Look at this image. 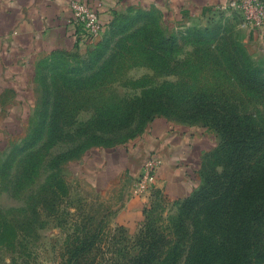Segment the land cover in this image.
<instances>
[{
  "label": "rangeland",
  "instance_id": "rangeland-1",
  "mask_svg": "<svg viewBox=\"0 0 264 264\" xmlns=\"http://www.w3.org/2000/svg\"><path fill=\"white\" fill-rule=\"evenodd\" d=\"M238 14L175 25L125 8L101 37L39 61L37 101L17 105L21 117L0 113V264H172L189 248L181 224H201L212 244L215 214L234 209L223 195L247 170L264 209V44ZM211 108L241 144L206 125ZM157 118L199 138L185 176L210 196L181 216L189 194L158 184L163 163L139 185L134 143ZM253 234L252 262L264 264V215Z\"/></svg>",
  "mask_w": 264,
  "mask_h": 264
},
{
  "label": "crops",
  "instance_id": "crops-1",
  "mask_svg": "<svg viewBox=\"0 0 264 264\" xmlns=\"http://www.w3.org/2000/svg\"><path fill=\"white\" fill-rule=\"evenodd\" d=\"M72 1L0 0V113L11 115L12 118L25 114L27 111L23 105L19 110L16 106L31 103L32 99L34 103L37 101L35 70L39 61L59 51L77 50L75 28L70 22ZM78 1L95 7L104 25L120 10L142 6L160 11L170 24L175 25L206 24L209 18L220 14H238L230 7L231 0ZM238 15L241 19L239 26L247 29L245 32L251 33L253 39L264 44V34L245 25L241 15ZM31 112L33 109L28 117ZM198 139L191 129L176 126L165 118H157L143 137L134 143L132 154H140L144 158L143 164L150 156L161 157L163 165L158 184L166 183L167 192L183 197L191 193L185 171L196 149L195 145L199 143Z\"/></svg>",
  "mask_w": 264,
  "mask_h": 264
},
{
  "label": "trees",
  "instance_id": "trees-1",
  "mask_svg": "<svg viewBox=\"0 0 264 264\" xmlns=\"http://www.w3.org/2000/svg\"><path fill=\"white\" fill-rule=\"evenodd\" d=\"M116 16L117 14L109 23L105 24L101 36L114 22ZM209 111L211 116L215 119V122H209L206 125H211L222 133V143L225 140V143L230 144V146H238L241 144L242 139L230 131L227 114H223L215 108H211ZM235 118L233 117V119ZM222 121H224V125ZM219 127H221V129H219ZM248 172L249 170L239 175V181L236 184V189L237 186L240 185L241 189L239 192H236L232 197H228L230 192L223 195L224 200L229 201L228 206H233L234 209L232 210L233 212H230L228 209L225 213L221 211L222 214L220 215L215 214V219L219 220L216 224H219L218 227L214 229V231H216L214 234V241H209L212 244H206V240H208L210 236L205 235L206 233L204 230L207 231V228L203 227L201 224L197 226L195 231H190L185 223L181 224L186 233V238L181 240V243L183 245L187 244L189 248L185 256L180 257L176 254L172 264H254V262H252L253 227L264 215V209L261 208V204L258 201L260 198L258 195V186H252L248 178ZM214 187L217 189L218 185ZM209 196L210 194L207 192V187L203 184V181H201L199 187L183 200L180 216L183 213H190ZM222 215H225L226 220L233 223L231 225L222 223Z\"/></svg>",
  "mask_w": 264,
  "mask_h": 264
},
{
  "label": "built area",
  "instance_id": "built-area-1",
  "mask_svg": "<svg viewBox=\"0 0 264 264\" xmlns=\"http://www.w3.org/2000/svg\"><path fill=\"white\" fill-rule=\"evenodd\" d=\"M230 7L238 12L244 24L264 34V0H231ZM70 22L75 28L78 46H83L101 36L104 24L99 11L82 1L73 0L70 4ZM163 160L159 156H150L143 164L140 188L146 190L154 180V170L161 167Z\"/></svg>",
  "mask_w": 264,
  "mask_h": 264
}]
</instances>
